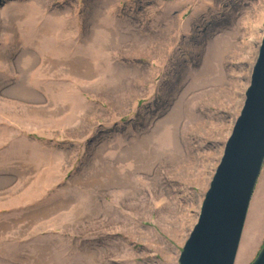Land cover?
Returning a JSON list of instances; mask_svg holds the SVG:
<instances>
[{
  "label": "rangeland",
  "instance_id": "1",
  "mask_svg": "<svg viewBox=\"0 0 264 264\" xmlns=\"http://www.w3.org/2000/svg\"><path fill=\"white\" fill-rule=\"evenodd\" d=\"M263 36L264 0H0V264H180Z\"/></svg>",
  "mask_w": 264,
  "mask_h": 264
},
{
  "label": "water",
  "instance_id": "2",
  "mask_svg": "<svg viewBox=\"0 0 264 264\" xmlns=\"http://www.w3.org/2000/svg\"><path fill=\"white\" fill-rule=\"evenodd\" d=\"M264 165V36L250 86L205 193L180 264H235ZM252 264H264V246Z\"/></svg>",
  "mask_w": 264,
  "mask_h": 264
},
{
  "label": "bare ground",
  "instance_id": "3",
  "mask_svg": "<svg viewBox=\"0 0 264 264\" xmlns=\"http://www.w3.org/2000/svg\"><path fill=\"white\" fill-rule=\"evenodd\" d=\"M233 44H232V41L231 40H229V42L226 44V48L229 50L230 48H232L231 46H232ZM226 49V50H227ZM221 59H222V57H221ZM218 68H217V66L216 65H213V66H209V68L208 69H206V74H207V77H221L222 75H220L219 73H218ZM215 73L217 74V76H215ZM240 263H242V262H240Z\"/></svg>",
  "mask_w": 264,
  "mask_h": 264
}]
</instances>
